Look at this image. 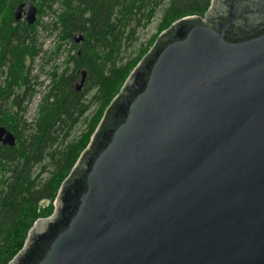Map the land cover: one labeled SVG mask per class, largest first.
Returning <instances> with one entry per match:
<instances>
[{
	"label": "water",
	"instance_id": "water-1",
	"mask_svg": "<svg viewBox=\"0 0 264 264\" xmlns=\"http://www.w3.org/2000/svg\"><path fill=\"white\" fill-rule=\"evenodd\" d=\"M8 264H264V0L158 36Z\"/></svg>",
	"mask_w": 264,
	"mask_h": 264
},
{
	"label": "trees",
	"instance_id": "trees-1",
	"mask_svg": "<svg viewBox=\"0 0 264 264\" xmlns=\"http://www.w3.org/2000/svg\"><path fill=\"white\" fill-rule=\"evenodd\" d=\"M19 1L0 0V126L9 128L16 139L14 147L0 145V264H8L25 243L37 218L48 213L61 183L90 144L106 109L141 61V53L125 63L119 61L125 22H139L144 10L148 22L156 6L164 3V0H40L38 17L34 24L28 25L12 17L13 7ZM210 1L168 0L159 30L186 16L203 17ZM46 13L53 14L49 28L60 39H72L73 48L79 44L74 42L73 33L83 36L81 55L73 60L76 67L89 74V84L91 79V86L96 88L90 102H97L98 106L85 133L62 149L54 147L52 151L49 148L55 142L54 126L67 121L69 127L73 126L87 105L80 104L82 107L74 110L80 95L72 90L73 76L64 78L63 73L51 72L52 86L41 98L33 127L29 133H22L27 125L22 123L25 107L21 101L26 103L34 95L27 63L40 51L36 44L37 28L48 27L40 23ZM45 159L47 163L41 164ZM36 164L42 167L32 177L31 168ZM49 165L52 169L48 177L41 179L40 173ZM42 200H47V205H39Z\"/></svg>",
	"mask_w": 264,
	"mask_h": 264
},
{
	"label": "rangeland",
	"instance_id": "rangeland-1",
	"mask_svg": "<svg viewBox=\"0 0 264 264\" xmlns=\"http://www.w3.org/2000/svg\"><path fill=\"white\" fill-rule=\"evenodd\" d=\"M17 1V0H16ZM168 0H164L163 5H158L155 8L153 17L146 22L145 15L146 10L143 11V15H139V22L135 21H126L124 32L121 35V44H120V54L119 61L125 63L128 60H132L141 53V58L153 47L158 36L165 31L166 29L159 30L161 17L163 9ZM55 8V5L54 7ZM187 17V16H186ZM53 14L46 13L40 18V23L42 25L46 24L48 27L44 28L43 26L37 28V40L36 44L40 48L38 55L34 58L32 62H28L27 66L30 69V83L29 86L34 89V95L28 102L21 101V105L25 107L21 114L22 123H25L26 129L25 132L29 133L31 131V124L36 120L38 116L37 109L39 108V103L43 95L49 91V88L52 86V78L50 76L51 72H55L57 75L62 74L64 78L73 76L72 81V90L78 93V102L76 107L81 108L82 104L87 105V109L79 118V120L74 123L73 126L69 127L67 123H58L54 126L53 135L55 137V142L53 145H50L49 150L52 151L54 147L56 149H62L64 146L70 142L77 139L81 133H85L88 130V120L97 110V102L91 101V97L96 93V88L91 86V79L89 84V74H86V71L82 67L75 66L74 56L81 55V47L84 41H80L77 48L72 47V39H60L56 31H52L49 27ZM178 21V20H177ZM175 21V22H177ZM173 22V23H175ZM172 23V24H173ZM122 25V23L120 24ZM122 27V26H121ZM79 33V32H75ZM73 33V34H75ZM58 48V49H57ZM85 73L84 82L81 84L79 91L75 90V85L77 81L80 80L82 73ZM132 72V71H131ZM35 81L37 84H34ZM18 93L21 92L19 88ZM81 104V105H80ZM85 119V120H84ZM65 122V121H64ZM30 124V126H28ZM13 135L14 133L7 127ZM21 131L19 127V132ZM16 143V139H15ZM45 159L41 164L47 163ZM41 164L33 165L31 168V176L35 177L40 172ZM52 169L49 165L44 172L40 173V178L45 179L49 175V171ZM47 200L40 201L39 205H47Z\"/></svg>",
	"mask_w": 264,
	"mask_h": 264
},
{
	"label": "flooded vegetation",
	"instance_id": "flooded-vegetation-1",
	"mask_svg": "<svg viewBox=\"0 0 264 264\" xmlns=\"http://www.w3.org/2000/svg\"><path fill=\"white\" fill-rule=\"evenodd\" d=\"M22 1H23V0H20L19 2L16 3V5H17L18 3H20V2H22ZM30 1H31V2L35 5V7H36V19H37V17H38V8H39V7H38V2H39L40 0H30ZM16 5H15V6H16ZM15 6H14V7H15ZM14 7H13V8H14ZM36 19H35V21H36ZM19 20L25 21V18H20ZM35 21H34V23H35ZM25 22H26V21H25ZM26 23H27V22H26ZM34 23H33V24H34ZM28 25H29V24H28ZM30 25H32V24H30Z\"/></svg>",
	"mask_w": 264,
	"mask_h": 264
}]
</instances>
